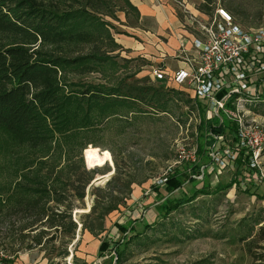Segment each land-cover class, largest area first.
Instances as JSON below:
<instances>
[{"label": "rangeland", "instance_id": "1", "mask_svg": "<svg viewBox=\"0 0 264 264\" xmlns=\"http://www.w3.org/2000/svg\"><path fill=\"white\" fill-rule=\"evenodd\" d=\"M175 1L177 13L182 16L189 10L198 11L205 2ZM109 3L114 14L104 19L109 23L115 40V36L124 30L120 27L122 24L135 25V15L129 12V17H123L119 11L121 0H109ZM211 7L214 10L217 7L226 9L235 22L245 28L264 25V0H213ZM113 54H120L116 57L120 67L115 72L108 70L82 76L71 73L67 80L105 86L119 80L131 83L144 80L150 85L159 86L149 79L148 74L151 66H161L150 64L142 57H129L122 48ZM193 106L194 109L177 99L169 104L167 113L138 106L144 109H141L143 112L120 109L119 115H112L92 128L66 127L63 133H56L59 142L51 147L53 152L45 158L15 143L0 129V198L5 200L4 205L9 203L17 187L22 183L27 184L28 177L38 173L43 161L52 169L57 166V146L63 152L69 149L77 152L84 147L81 153L83 166L86 171L93 172V179L85 188L82 201L71 198L72 187L65 191V206H73V220L78 222L80 216L87 214L94 206L100 213L117 204L116 209L105 216L103 230L95 235L80 231L79 224L75 238L66 243L69 252L66 258H54L60 252L57 248L61 249L60 244L66 238L52 241L43 251L39 248L25 250L30 239L22 241L21 236L26 231L21 233L19 229L27 220L17 216L1 219L0 264H251L247 241L242 238L247 224L259 218L262 222L255 227V231L264 225V180L243 188L236 183L224 192L213 193L216 185H227L235 175L222 170L217 176L213 175L210 182L208 176L212 174H205L203 181H184L182 187L169 198H188L204 182L209 183L212 194L199 195L168 216L160 214L157 209L161 202L153 189L157 186L156 181L165 177L168 168L178 160L177 152L181 146L189 151L200 141L198 128L203 122L199 124V120H204V116L198 112L195 102ZM223 119L226 121L225 117ZM209 123L217 125L219 119ZM262 154L260 169L264 174V152ZM191 166L188 162L175 165L172 173L187 172ZM74 167L77 168L78 163ZM64 178L70 179L68 174ZM128 180L134 182L129 190L124 187ZM74 186L80 185L74 183ZM63 188L65 190L66 187ZM136 209L140 212L139 218L133 219L132 213ZM119 223L125 230L120 229ZM87 224H90V220H87ZM94 224H97L96 221ZM102 243L108 244V250L99 252ZM18 249L16 257L6 261ZM256 252L263 254L264 251L256 249ZM116 253L122 256L119 262L116 261L119 258Z\"/></svg>", "mask_w": 264, "mask_h": 264}, {"label": "trees", "instance_id": "2", "mask_svg": "<svg viewBox=\"0 0 264 264\" xmlns=\"http://www.w3.org/2000/svg\"><path fill=\"white\" fill-rule=\"evenodd\" d=\"M121 1L119 11L126 16L129 12L138 16L137 9L128 0ZM204 1L198 10L212 16L213 0ZM113 14L109 0H0V129L15 143L45 158L53 152L51 147L59 142L56 133H63L66 127L92 128L112 115H119L120 109L143 112V108L138 106H146L157 113H167L169 104L177 99L194 109V101L186 92L164 88L160 84L150 85L144 80L132 83L119 80L111 86L67 80L71 73L82 76L108 70L115 72L120 67L116 61L120 54L113 53L121 47L115 42L109 23L104 19L109 15L113 17ZM210 133L220 135L224 130L209 122L199 126L200 141L196 143L198 163L189 168L190 174H168L163 190L159 186L153 188L161 202L157 207L160 214L168 216L197 196L212 194L209 183L204 182L188 198H169L184 181L196 180L193 176L200 173L199 163L207 159L214 143ZM57 147L55 171L43 161L38 173L28 177L27 184L17 187L7 205L0 198V220L7 216L27 220L19 229L21 233L26 231L21 236L22 241L30 239L25 250L39 248L43 251L52 241L66 238L54 257L66 258L69 255L66 243L75 238L79 224L80 231L95 235L103 230L105 216L114 211L117 204L100 213L94 206L87 214L81 215L78 222L73 220V206H65V191L72 187L71 198L82 201L93 172L86 171L83 166L81 153L84 147L77 152L71 149L63 152L60 146ZM75 163H78L77 168ZM244 165L240 156L235 173L239 174ZM66 174L70 179L64 178ZM237 182L234 178L227 185H216L213 193L224 192ZM74 183L80 186L75 187ZM132 183L128 180L125 189L129 190ZM253 222L247 224L248 230H245L242 240L247 241L251 264H264V252H256V249L264 251V244H260L264 243V225L255 231L262 221L258 218ZM118 225L125 230L121 224ZM49 235L51 237L46 238ZM19 250L13 251V258ZM107 250L108 244L102 243L99 252ZM116 254L119 257L116 261H121V254ZM6 261L11 260L8 258Z\"/></svg>", "mask_w": 264, "mask_h": 264}, {"label": "built area", "instance_id": "3", "mask_svg": "<svg viewBox=\"0 0 264 264\" xmlns=\"http://www.w3.org/2000/svg\"><path fill=\"white\" fill-rule=\"evenodd\" d=\"M183 16L190 36V47L188 40L179 39L177 56L183 67L168 72L162 66H151L148 76L164 88L186 92L203 114V122L218 118L219 124L213 126L224 130L220 135L209 134L214 140L208 152L209 163L201 165L199 175L193 178L203 181L211 170L235 175L237 161L242 156L244 169L235 175L239 188L261 182L264 180L260 169L264 152V25L245 28L222 7L215 8L212 16L199 10H189ZM177 154L178 160L168 168L165 177L156 181L157 186L165 184L175 165L198 163L196 146L189 151L181 146Z\"/></svg>", "mask_w": 264, "mask_h": 264}, {"label": "crops", "instance_id": "4", "mask_svg": "<svg viewBox=\"0 0 264 264\" xmlns=\"http://www.w3.org/2000/svg\"><path fill=\"white\" fill-rule=\"evenodd\" d=\"M138 11L135 16V25L128 23L120 26L122 30L115 36V42L121 46L123 53L129 57H142L150 64L162 66L168 72L183 67L181 59L177 56L179 39L188 40L187 47H190V36L185 29L186 18L177 13L175 0H128ZM123 13V17L125 13ZM130 16V13L127 17ZM208 159V161H207ZM207 159L201 160L206 165ZM190 174V169L187 170ZM210 181L212 177L220 172L207 171ZM224 173V172H223ZM214 175V176H213ZM212 181V180H211ZM210 181V182H211ZM161 190H163L161 186ZM136 195V194H135ZM138 197V196H135ZM139 210L132 213L133 219L139 218ZM121 224V223H119ZM14 259L13 256L9 260Z\"/></svg>", "mask_w": 264, "mask_h": 264}]
</instances>
